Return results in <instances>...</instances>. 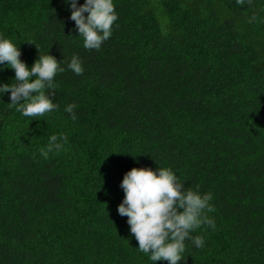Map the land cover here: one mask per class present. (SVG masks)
Here are the masks:
<instances>
[{"label": "trees", "instance_id": "16d2710c", "mask_svg": "<svg viewBox=\"0 0 264 264\" xmlns=\"http://www.w3.org/2000/svg\"><path fill=\"white\" fill-rule=\"evenodd\" d=\"M113 2L96 51L63 0H0V34L20 58L30 67L37 46L65 69L43 117L0 97V264H168L136 248L117 212L124 174L158 165L213 195L216 228L191 233L205 246L186 241L180 264H264V0ZM74 55L81 76L67 68ZM61 133L64 150L40 157Z\"/></svg>", "mask_w": 264, "mask_h": 264}, {"label": "clouds", "instance_id": "9594fccd", "mask_svg": "<svg viewBox=\"0 0 264 264\" xmlns=\"http://www.w3.org/2000/svg\"><path fill=\"white\" fill-rule=\"evenodd\" d=\"M252 2L235 0L239 6ZM63 3L70 9L69 19L74 21L83 47L99 51L112 36L114 22L118 20L113 0H83V3L63 0ZM255 20V16L250 18V22ZM27 42L33 43L30 40ZM36 48L38 57L29 67L20 58V47L11 38L0 34V72L5 68L14 70L10 83L0 82V97L10 93L8 106L24 117H43L56 110L57 105L51 98L55 88L54 78L65 71L61 61L49 51L40 54L39 48ZM67 68L76 76L84 72L82 61L75 55L67 63ZM74 108V104H69L64 111L75 122ZM67 143L66 135H52L39 155L47 160L50 153L64 150ZM120 187L124 196L117 212L127 217L130 233L138 241L136 248L151 262L180 264L186 251V241H191L197 249L205 246L203 235L193 236L191 233L205 227L216 228L214 218L208 215L216 211L211 203L213 195L185 187L170 167H133L124 174Z\"/></svg>", "mask_w": 264, "mask_h": 264}]
</instances>
